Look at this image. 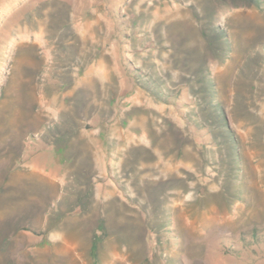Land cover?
<instances>
[{"label":"rangeland","instance_id":"rangeland-1","mask_svg":"<svg viewBox=\"0 0 264 264\" xmlns=\"http://www.w3.org/2000/svg\"><path fill=\"white\" fill-rule=\"evenodd\" d=\"M28 39L61 79L36 90L46 123L31 136L74 124L86 189L144 213L154 264H264L249 235L264 229V0H0V99ZM17 223L32 234L17 231L14 264H29L43 224Z\"/></svg>","mask_w":264,"mask_h":264},{"label":"crops","instance_id":"crops-1","mask_svg":"<svg viewBox=\"0 0 264 264\" xmlns=\"http://www.w3.org/2000/svg\"><path fill=\"white\" fill-rule=\"evenodd\" d=\"M56 10L61 23H67V6H57ZM39 55H43L42 50L30 39L19 44L2 84L0 264H14L20 217L25 223L39 221L43 224L40 232H45L34 246H24L30 249L24 254L29 264H154L156 255L149 256L145 240L144 213L120 193L86 189L91 183L87 170L91 158L84 153L82 161L77 155L81 150L72 148L70 132L74 124L60 117L65 126L51 130L57 138L49 141L31 136L32 131H42L46 123L38 106L45 101L35 98L36 90L47 83L61 82L55 75L58 68L42 64ZM76 162L85 169L71 176L68 167ZM72 183L80 187L71 198L68 194ZM16 201L22 202L25 214L17 215ZM50 209L56 213L52 220ZM26 230L21 231L29 238L32 231ZM37 248L39 252L32 253Z\"/></svg>","mask_w":264,"mask_h":264},{"label":"trees","instance_id":"trees-1","mask_svg":"<svg viewBox=\"0 0 264 264\" xmlns=\"http://www.w3.org/2000/svg\"><path fill=\"white\" fill-rule=\"evenodd\" d=\"M49 76H51V73H49ZM221 111H222V115H221L222 124H223V126H225V128H227L226 117L224 115L223 110H221ZM231 139H232V137H231ZM262 234H263V237L261 235H259V233H258V231L256 229H253L252 232L249 234L250 235V243H254L255 245L259 246L260 242H261V239L264 240V229L262 230ZM245 239H246V236L245 235H241V240L245 241ZM261 252L262 253H260L256 257H264V249H262ZM253 253H255V252H253Z\"/></svg>","mask_w":264,"mask_h":264}]
</instances>
